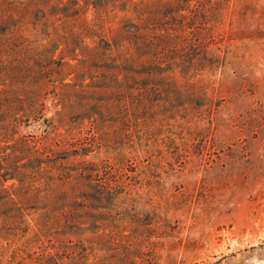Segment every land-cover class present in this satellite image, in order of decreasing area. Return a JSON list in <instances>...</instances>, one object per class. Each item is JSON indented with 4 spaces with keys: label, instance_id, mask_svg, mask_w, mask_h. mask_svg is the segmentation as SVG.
Returning <instances> with one entry per match:
<instances>
[{
    "label": "rangeland",
    "instance_id": "obj_1",
    "mask_svg": "<svg viewBox=\"0 0 264 264\" xmlns=\"http://www.w3.org/2000/svg\"><path fill=\"white\" fill-rule=\"evenodd\" d=\"M0 264H264V0H0Z\"/></svg>",
    "mask_w": 264,
    "mask_h": 264
},
{
    "label": "trees",
    "instance_id": "obj_2",
    "mask_svg": "<svg viewBox=\"0 0 264 264\" xmlns=\"http://www.w3.org/2000/svg\"><path fill=\"white\" fill-rule=\"evenodd\" d=\"M206 61H207V62L209 61L208 58H206ZM208 63H209V62H208ZM133 72H135V73H139V72H137V71H135V70H134Z\"/></svg>",
    "mask_w": 264,
    "mask_h": 264
}]
</instances>
